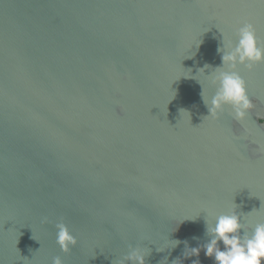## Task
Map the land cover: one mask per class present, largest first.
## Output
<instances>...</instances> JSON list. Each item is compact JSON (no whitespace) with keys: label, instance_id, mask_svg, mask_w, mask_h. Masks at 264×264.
Masks as SVG:
<instances>
[{"label":"water","instance_id":"95a60500","mask_svg":"<svg viewBox=\"0 0 264 264\" xmlns=\"http://www.w3.org/2000/svg\"><path fill=\"white\" fill-rule=\"evenodd\" d=\"M244 23L264 46V0H0V264H215L205 208L264 222V63L245 120L201 95Z\"/></svg>","mask_w":264,"mask_h":264},{"label":"clouds","instance_id":"9594fccd","mask_svg":"<svg viewBox=\"0 0 264 264\" xmlns=\"http://www.w3.org/2000/svg\"><path fill=\"white\" fill-rule=\"evenodd\" d=\"M217 51L222 54V65L215 68L217 70L215 73L211 72L207 75L212 78L216 91L209 99L205 97L203 89L201 93L203 102L213 118H219L224 107L230 106L233 110V118L236 121H243L255 105L248 95L247 83L239 73V66L244 65L252 70L256 65L264 63V46L258 40L254 26L251 23H244L237 30L236 43L234 45L231 42L225 43L223 36V46ZM207 67L208 65H205L200 68L198 73L202 71L205 73ZM183 77L196 79L197 75L193 77L191 70L189 76ZM198 82L200 83L199 80ZM203 212L206 213L204 222L208 239L199 247L191 248L193 255L199 256L203 249L204 255L213 259L215 264H264V222H256L249 232L245 230L241 215L235 210L215 215L211 222L208 219L214 215L211 209L205 208ZM55 227L56 243L63 253H69L78 244L76 237L62 222L57 223ZM194 239L198 238L194 237ZM170 241L173 243V248L180 243L179 240ZM129 249L128 254L115 264H125V261H131L132 264H146L145 258L151 251L149 248L129 245ZM163 250V247L157 248V251ZM52 264H64V262L60 256H56ZM193 264L200 262L196 260Z\"/></svg>","mask_w":264,"mask_h":264}]
</instances>
